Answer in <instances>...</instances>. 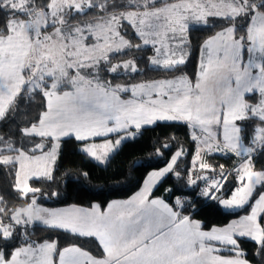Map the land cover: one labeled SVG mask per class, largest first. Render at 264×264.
Masks as SVG:
<instances>
[{
  "label": "snow or ice",
  "instance_id": "6c2138e0",
  "mask_svg": "<svg viewBox=\"0 0 264 264\" xmlns=\"http://www.w3.org/2000/svg\"><path fill=\"white\" fill-rule=\"evenodd\" d=\"M190 25L219 28L199 47L194 80L183 70ZM141 63L162 78L131 82ZM37 100L36 115L23 119L21 103ZM0 122L16 125L11 138L0 136V170L14 173L21 205L0 197V264H250L242 239L264 258V192L251 203L264 188V167H255L264 159V0H0ZM160 122L185 125L195 154L175 151L140 191L106 209L38 205L42 190L29 180H55L62 138L104 165L142 126ZM215 153L239 159L217 173L208 162ZM171 173L185 181L180 188L250 214L205 230L194 218L199 200L154 198ZM229 176L239 186L225 199ZM81 177L91 179L87 171L73 178ZM37 227L71 239L35 240ZM89 238L99 255L78 243Z\"/></svg>",
  "mask_w": 264,
  "mask_h": 264
},
{
  "label": "trees",
  "instance_id": "16d2710c",
  "mask_svg": "<svg viewBox=\"0 0 264 264\" xmlns=\"http://www.w3.org/2000/svg\"><path fill=\"white\" fill-rule=\"evenodd\" d=\"M217 29L199 26L190 30L192 56L183 70L193 80L195 79L194 73L197 70L199 47ZM131 35L129 33L130 38ZM135 43H140L136 37ZM124 58L127 59L128 57ZM140 68L142 69V74L136 75L132 81H148L159 79L163 76L158 70H152L151 66H146L143 63L140 64ZM124 79L121 78V80L125 81ZM37 104L38 100L36 103L30 104L22 102V112L28 113V116L22 118L29 119L34 117L38 110ZM15 126V124L9 122H0V136L11 138L9 132ZM81 144L74 139L63 138L59 156L54 165L55 180L48 182L46 180L37 181L35 178L31 179L30 186L38 187L42 190L43 195L39 196V203L53 208L70 205L91 207L93 204H100L102 208H105L112 200L128 199L133 196L142 187L143 181L150 172L166 166L170 162V156L175 151L183 148L193 155L195 153V144L190 139V130L181 123L169 124L160 122L155 126H144L140 134L133 139L126 140L105 165H99L98 162L83 153L80 149ZM164 145H170V147L165 148ZM238 159L234 154L215 153L209 156L208 162L214 166L215 172L218 173L220 165H223L225 170H232L236 166ZM190 164L191 156L182 158L180 168L190 167ZM255 167L257 169L264 167V159L258 160ZM81 171L90 173L91 179L73 178ZM205 174L212 175L213 173L205 170ZM184 182V180L177 179L174 173L168 174L154 190V197L165 198L170 203L177 197H186L189 201L199 200V203H192V207L198 213L194 218L206 225V229L226 225L250 209L247 207L246 209L226 211L221 204L199 197V189L193 191L190 188H180L179 186L184 184ZM237 185L238 182L229 176L225 187L219 194L223 198L228 197ZM14 186V173L0 170V197L8 202L10 208L13 205L16 207L21 206L16 199ZM200 187H203V184ZM261 189L258 187L256 193H259ZM52 192H58L59 197L49 199ZM58 236L62 245H67L69 239H71H66V234L63 233H50L43 227L36 228L33 239H56ZM78 243L94 255H99V249L93 239H82ZM240 246L247 253L246 259L250 263L264 264V258L256 254L258 246L255 243L248 239H242ZM224 254L227 255L228 253Z\"/></svg>",
  "mask_w": 264,
  "mask_h": 264
},
{
  "label": "rangeland",
  "instance_id": "374dc122",
  "mask_svg": "<svg viewBox=\"0 0 264 264\" xmlns=\"http://www.w3.org/2000/svg\"><path fill=\"white\" fill-rule=\"evenodd\" d=\"M194 27H199V26H197V25H190V30H191L192 28H194ZM216 31H219V28H218ZM130 34H131V33H130ZM213 34H214V33H213ZM213 34H212V35H213ZM212 35H211V36H212ZM211 36H210V37H211ZM210 37H209V38H210ZM128 38H130V36H128ZM130 39L132 40L133 43H135V37H134L133 35H131V38H130ZM140 43H141V41H140ZM120 80H121V79H119V81H120ZM124 80H125V79H124ZM153 80H154V79H153ZM121 81H123V80H121ZM150 81H151V80H150ZM131 82L135 83V82H142V81H131ZM119 83H120V82H119ZM143 127H144V126H142V128H143ZM140 132H141V131H140ZM139 134H140V133H138L137 136H138ZM137 136H136V137H137ZM62 139H63V138H62ZM92 142L97 143V144H100V143H104V142H105V139H104V138H95L94 141H92ZM83 146H84V145L81 144V145H80V149H82ZM115 152H116V151H115ZM115 152H114V153H115ZM114 153H112V154L110 155V157H111ZM38 154H39V153H38ZM194 154H195V153H194ZM107 162H108V161H107ZM107 162H106L105 164H107ZM105 164H104V165H105ZM166 166H167V165H166ZM166 166H164V167H166ZM164 167H162V168H160V169H155V170H153V171H159V170H162ZM150 173H151V172H150ZM147 177H148V176H147ZM31 179H33V178H31ZM31 179L29 180V185H30V181H31ZM146 179H147V178H146ZM158 184H159V183H158ZM237 186H239V184H238ZM142 187H143V185H142ZM142 187H141V188H142ZM140 190H141V189H140ZM140 190H139V191H140ZM257 190H258V188H257ZM233 191H234V190H233ZM256 192H257V191H256ZM261 192H264V188H262V189L259 191V193H255L254 198H253V200L251 201L252 204H254V202H255V198H258V195H259ZM231 195H232V193L230 194V196H228V197H224V198H225V199H229V198H231ZM37 202H38V201H37ZM38 205H39V206H43V204H41V203H39V202H38ZM247 207H249V206H246V208H247ZM52 208H53V207H52ZM222 208H223L224 210H226V211H232V210L235 211V210H239V209H235V208H234V209H227V208H224L223 205H222ZM246 208H245V209H246ZM249 208H250V207H249ZM248 214H250V209H249L248 212L242 214L241 216H243V215H248ZM241 216H240V217H241ZM240 217H237V218H235V219H233V220H238ZM197 220H198V219H197ZM233 220H232V221H233ZM232 221H231V222H232ZM231 222H230V223H231ZM228 224H229V223H228ZM228 224L223 225V226H214V227H225V226H227ZM210 229H211V228H210ZM210 229H205V230H210Z\"/></svg>",
  "mask_w": 264,
  "mask_h": 264
},
{
  "label": "crops",
  "instance_id": "0c3cea01",
  "mask_svg": "<svg viewBox=\"0 0 264 264\" xmlns=\"http://www.w3.org/2000/svg\"><path fill=\"white\" fill-rule=\"evenodd\" d=\"M148 81H150V80H148ZM117 82H118V83H119V82H120V83H124L125 81L121 82V80H120V81L118 80ZM126 98H127V97H126ZM58 156H59V155H58ZM140 189H141V188H140ZM140 189H139V190H140ZM139 190H138V191H139ZM138 191H137V192H138ZM137 192H136V193H137ZM136 193H135V194H136ZM135 194H134V195H135ZM131 197H132V196H131ZM131 197H130V198H131ZM130 198H128V199H130ZM154 198H160V197H154ZM119 200H126V199H119ZM166 202H167V201H166ZM43 207H47V206H44V205H43ZM64 207H67V206H64ZM79 207H80V206H79ZM49 208H52V207H49ZM85 208H90V207H85ZM101 208H102V207H101ZM102 209H106V207H105V208H102ZM250 264H252V263H250Z\"/></svg>",
  "mask_w": 264,
  "mask_h": 264
}]
</instances>
